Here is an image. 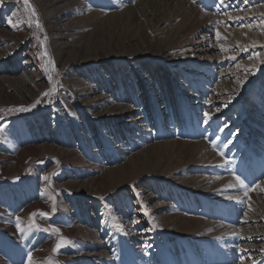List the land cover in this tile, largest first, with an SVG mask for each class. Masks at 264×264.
Masks as SVG:
<instances>
[{
	"label": "rangeland",
	"instance_id": "rangeland-1",
	"mask_svg": "<svg viewBox=\"0 0 264 264\" xmlns=\"http://www.w3.org/2000/svg\"><path fill=\"white\" fill-rule=\"evenodd\" d=\"M1 155L59 252L264 264V0H0Z\"/></svg>",
	"mask_w": 264,
	"mask_h": 264
},
{
	"label": "bare ground",
	"instance_id": "bare-ground-1",
	"mask_svg": "<svg viewBox=\"0 0 264 264\" xmlns=\"http://www.w3.org/2000/svg\"><path fill=\"white\" fill-rule=\"evenodd\" d=\"M51 13L56 14L57 9L53 8ZM162 55L164 58L170 59V62H172L173 58H175L172 54H168V52H163ZM2 157L3 156L1 155L0 170L2 172L0 171V173L4 172V167L1 166V164L4 163L1 160ZM17 163L18 165L20 164L18 161ZM33 167L34 166H32V168ZM34 177L38 178L40 182V185L34 187L35 192H37L39 188H43L44 190V183L42 182L43 177L41 178L39 174H36L35 172ZM12 185L14 186H12L13 188H16L14 190H17V183H14ZM2 190L6 191V195H9L7 187L3 189V186H0V195H2ZM33 200V197L29 199V201L34 202ZM36 200L37 203L43 204L45 198L42 195H38ZM27 206V203L22 200L20 202L18 201L17 204L10 199H0V239H3L4 241V243H2V250L0 251V264H29V257H31V264H73L74 261H78L80 264H93L91 261L93 259L92 255L87 253L88 251L82 245L78 246V241H76V238L74 239V242H72L73 244H77L75 246L73 245L74 247L70 243L66 244V249L68 248V251H70L71 253H68V251H65L64 249L62 250V252L56 250L57 246L53 245L54 237H48L46 231L43 230L44 224H46L45 227L47 229L53 224L46 222L45 217L39 212L35 214V218L38 222L36 224L33 223L30 219V216L33 215L31 208L34 207V205L30 206V208ZM60 219H63L62 215ZM60 221H58L57 223H59ZM65 224V228L58 224L57 228H53V233L64 236L69 231L75 230L74 226L70 225L69 223ZM54 229H58V231H54ZM34 232L37 233L33 234ZM33 235H36L41 239V248L38 247L39 245L37 246L35 245V243L29 242L28 239L30 237H33ZM59 244L61 245V243ZM52 254L56 255L55 260L52 257ZM93 255L96 256L94 252ZM106 258L109 257L107 256Z\"/></svg>",
	"mask_w": 264,
	"mask_h": 264
},
{
	"label": "snow or ice",
	"instance_id": "snow-or-ice-1",
	"mask_svg": "<svg viewBox=\"0 0 264 264\" xmlns=\"http://www.w3.org/2000/svg\"><path fill=\"white\" fill-rule=\"evenodd\" d=\"M27 2H28V0H25V3H27ZM221 2H223V0H221ZM217 36H219V33H217ZM232 59L234 60L235 57H232ZM44 95H47V93H45ZM204 116L207 117L208 119H211V116L209 113H204ZM221 155H223V153H221ZM45 179H47V178L45 177ZM236 179L239 181L241 186H245L244 180H242L239 176H237ZM43 215L46 216L47 213H43ZM54 231H58V229H54ZM29 264H31V257H29Z\"/></svg>",
	"mask_w": 264,
	"mask_h": 264
}]
</instances>
